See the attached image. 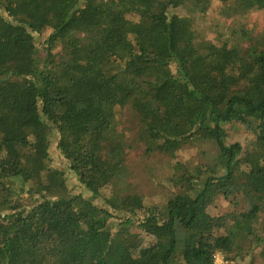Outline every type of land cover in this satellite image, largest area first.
<instances>
[{"label": "trees", "instance_id": "1", "mask_svg": "<svg viewBox=\"0 0 264 264\" xmlns=\"http://www.w3.org/2000/svg\"><path fill=\"white\" fill-rule=\"evenodd\" d=\"M261 10L264 0H0V264L264 258V30L247 26ZM228 123L255 131L246 147L227 142ZM53 143L69 168L53 166ZM195 146L202 160L188 156ZM137 147L169 157L159 183L133 174Z\"/></svg>", "mask_w": 264, "mask_h": 264}, {"label": "rangeland", "instance_id": "2", "mask_svg": "<svg viewBox=\"0 0 264 264\" xmlns=\"http://www.w3.org/2000/svg\"><path fill=\"white\" fill-rule=\"evenodd\" d=\"M217 6V5H215ZM217 11L210 12L205 20H202L200 23V28H203L204 31H207L211 25L214 26L216 23V15ZM247 26L249 29L254 31V34H260L262 30H264V10L261 11H253L249 13L247 17ZM207 28V30H206ZM221 30L225 31V34H229V31L226 30L225 27H221ZM48 29H44L40 33H34L35 40L39 48L43 46V40L48 34ZM217 33L209 31L204 33V37L206 39H213ZM126 108H118L116 111V115L120 118L119 126L123 127L127 124L128 113ZM227 129V142L234 143L239 142L243 146H247V143L255 136V131L252 129H246L241 126L239 123H228L224 125ZM139 145V144H138ZM140 146V145H139ZM208 149L209 147L206 146ZM204 150L201 146H195L192 148H188V156L194 161L202 160L204 155H202L201 151ZM52 153H53V166L69 168L67 161L60 155L57 150L55 143L52 145ZM200 153V154H199ZM169 157L167 156H158V157H145L143 155V151L140 147L135 148L130 153V163L133 167V174H144L145 179H151L157 181L159 183L160 180H163L168 173L170 172V168L168 167ZM68 183L72 190H82V187L78 184L76 177H69ZM162 190L165 189V186L160 185ZM84 191V190H82ZM229 208V207H228ZM228 208L222 206H215L212 208L214 212H222L223 210H227ZM254 259V260H253ZM240 264H264V258L259 254V252L254 251L246 256L245 259H237Z\"/></svg>", "mask_w": 264, "mask_h": 264}, {"label": "built area", "instance_id": "3", "mask_svg": "<svg viewBox=\"0 0 264 264\" xmlns=\"http://www.w3.org/2000/svg\"><path fill=\"white\" fill-rule=\"evenodd\" d=\"M231 260L225 253L217 251L213 255V264H231Z\"/></svg>", "mask_w": 264, "mask_h": 264}]
</instances>
